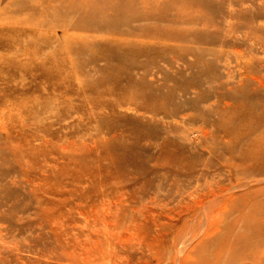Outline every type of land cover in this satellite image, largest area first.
I'll use <instances>...</instances> for the list:
<instances>
[{"label": "rangeland", "instance_id": "1", "mask_svg": "<svg viewBox=\"0 0 264 264\" xmlns=\"http://www.w3.org/2000/svg\"><path fill=\"white\" fill-rule=\"evenodd\" d=\"M113 1L0 0V264H264V0Z\"/></svg>", "mask_w": 264, "mask_h": 264}, {"label": "bare ground", "instance_id": "2", "mask_svg": "<svg viewBox=\"0 0 264 264\" xmlns=\"http://www.w3.org/2000/svg\"><path fill=\"white\" fill-rule=\"evenodd\" d=\"M113 1V0H112ZM113 3H114V1H113ZM116 4V3H115ZM120 37V36H119ZM137 51V50H136ZM262 86H264L263 84H262ZM261 92H263V91H261ZM134 96V95H133ZM257 96V95H256ZM261 96H263V102H260V106H259V111L258 112H256V114H255V116H257V123H256V125H255V127L257 128L258 126L257 125H259V126H261V125H264V106L263 105H261V103H263L264 104V93H262V94H260V97ZM259 97V96H258ZM134 98V97H133ZM259 100H260V98H259ZM258 100V101H259ZM132 101V100H131ZM261 101H262V99H261ZM256 104L257 105H259V103H257L256 102ZM256 104H255V106H256ZM261 106H263L262 108H260ZM257 147H258V149H259V151L261 152V153H263L262 152V149L264 148V144L262 143V144H257ZM255 225H256V223H255ZM217 227V226H216ZM256 227V231H257V229H261V228H263L264 227V224H263V221L262 222H258V224H257V226H255ZM262 230V229H261ZM263 233V232H262ZM261 233V234H262ZM256 237V236H255ZM202 243H200V245H201ZM205 244H206V242H205ZM204 244V245H205ZM257 246V245H256ZM247 252V251H246ZM249 254V253H248ZM226 257V256H225ZM203 259V258H202Z\"/></svg>", "mask_w": 264, "mask_h": 264}]
</instances>
